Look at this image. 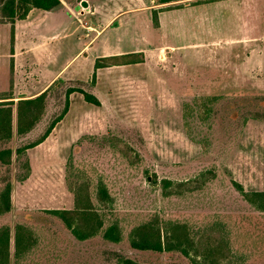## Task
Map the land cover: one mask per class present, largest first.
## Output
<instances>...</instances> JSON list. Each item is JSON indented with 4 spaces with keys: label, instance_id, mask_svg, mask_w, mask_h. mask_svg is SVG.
Masks as SVG:
<instances>
[{
    "label": "rangeland",
    "instance_id": "1",
    "mask_svg": "<svg viewBox=\"0 0 264 264\" xmlns=\"http://www.w3.org/2000/svg\"><path fill=\"white\" fill-rule=\"evenodd\" d=\"M63 1L61 10L37 9L22 24L31 26L23 33L28 42L42 43L37 50L41 57L36 59H43L49 72L65 67V78L87 80L94 73L95 58L105 50L153 46L145 63L100 70L98 93L87 90L102 105L86 101L80 92L72 93L70 111L45 144L23 155L16 151L45 132L64 107L67 87H83L79 80L66 79L64 87L50 92L45 113L30 134L15 132L11 141L1 145L12 147L14 153L10 164L0 162V194L8 182L13 187V208L0 215V226L12 228L13 253L17 223L26 222L39 237L37 247L21 264H116L110 252L116 250L146 264H192L180 252L139 251L130 246L132 228L152 220L187 223L192 234H198L197 240L198 230L207 233L221 222L219 230L243 255V264H264V212L233 185L236 180L247 191H264V118L247 119L249 111L264 109L250 99L264 96V0L219 1L210 8L163 11L160 28L153 24L152 6L162 5L153 0H91L97 13L84 6L85 15L80 13L82 0ZM87 21L101 30L99 35L91 29L86 36ZM46 36L50 40L43 39ZM11 40V25L0 23V90L4 92L14 89L16 82ZM36 52L20 60L25 65ZM28 75L22 77L18 95L35 93ZM203 172L202 187L164 194L162 179L186 181ZM149 175H157L158 182ZM101 183L111 195L107 204L98 200ZM83 185L105 226L116 221L123 227L125 238L120 244L105 242L101 235L78 242L59 220L44 213L74 208L75 190Z\"/></svg>",
    "mask_w": 264,
    "mask_h": 264
},
{
    "label": "trees",
    "instance_id": "2",
    "mask_svg": "<svg viewBox=\"0 0 264 264\" xmlns=\"http://www.w3.org/2000/svg\"><path fill=\"white\" fill-rule=\"evenodd\" d=\"M155 4H165L179 0H154ZM213 1V0H208ZM63 0H0V23L12 24V46L14 45V28L19 19H25L33 8L54 10L63 6ZM198 2H207L200 0ZM180 5H168L153 9V22L155 27L160 26V12L166 9L177 8ZM12 47V51H13ZM145 61L143 52H130L119 55L98 57L95 62V71L92 77L93 83L97 80V69L112 66L115 64H131ZM66 79L59 78L54 81L46 90L37 96L20 98L14 100L12 92L0 93V146L11 141L15 132L18 135L30 134L40 123L45 110L47 99L53 89L64 87ZM82 86L67 87L65 91L64 107L61 112L51 121L45 132L36 140L22 145L16 149L18 155H23L28 149L34 148L44 142L51 134L57 124L63 120L71 107V94L80 92L86 101L95 105L102 102L93 92L87 90L83 81H78ZM60 96L61 92L58 93ZM236 96V95H232ZM217 100L221 96H208ZM224 97V96H223ZM204 98L202 96L198 97ZM245 99H249L245 97ZM257 100L264 106V96L250 98ZM237 112V111H235ZM248 118H264V109L259 111H249ZM238 114V113H235ZM16 115V116H15ZM16 118V126L14 119ZM16 130V131H15ZM14 149L10 146L0 147V162L10 164ZM28 167H29V163ZM30 168V167H29ZM211 172V171H210ZM30 174V169L28 171ZM206 173H201L200 177L194 179L174 182L171 179H162L160 182L166 196L172 194H182L185 191H193L203 186L206 180L201 178ZM213 174V173H212ZM148 178L154 183L158 182V176ZM234 187L256 209L264 212V191H247L239 181H233ZM12 183L8 182L0 194V215L8 213L13 208L12 203ZM76 199L74 208H52L45 209L44 213L59 220L63 226L70 231L74 240L86 242L101 235L105 242L120 244L124 238V230L119 222H112L105 226L99 212L90 196L86 186H80L75 190ZM100 204H107L111 200V195L107 187L101 183L98 191ZM223 223L216 222L207 229V233L198 230V234H192L187 223L180 221L155 220L138 224L132 228L128 235L130 246L139 251L154 252H180L188 258L192 264H243L246 260L243 255L238 254L231 243L229 236L219 230ZM211 229V230H210ZM12 228L5 224L0 226V264H12L14 257L16 264H21L29 253H31L39 243L36 231L26 222H19L15 228L14 253L12 252ZM116 260V264H146L121 253L120 251H110Z\"/></svg>",
    "mask_w": 264,
    "mask_h": 264
},
{
    "label": "crops",
    "instance_id": "3",
    "mask_svg": "<svg viewBox=\"0 0 264 264\" xmlns=\"http://www.w3.org/2000/svg\"><path fill=\"white\" fill-rule=\"evenodd\" d=\"M179 1L182 2L181 4H184V5H181V4H178V5L183 6V7H180L179 6L177 8L166 9V10H163V11L164 12H169V11H176V10L194 9V8L199 7V6H200L201 9L202 8H210L213 4L216 5V3H218L219 1L224 2V1H231V0H213V1L204 0V1H207V2H198L200 0H179ZM233 1H237V0H233ZM175 2H178V1H175ZM175 2H170V3H165V4H158V5H160V6L162 5L161 7H165V6H168V5H173L174 6V5H177V3H175ZM185 2H188V3H185ZM202 4L203 5L205 4L206 7H204L205 5L203 6ZM75 5H77V4H75ZM155 5H157V4H155ZM80 6H81L80 13L83 14V15H85L86 11L83 10L84 6L83 5H80ZM62 7H64V4H63ZM62 7L58 8V9H54V10H45V9H42V10L47 11V12H49V11H57V10H61ZM88 7L91 8V13L92 14L93 13H97V7H94V9H93L91 0L89 2V6ZM161 7H155L154 5L152 6V19H153V9L154 8H161ZM37 9H41V8H33L29 12L28 16L25 19H19L15 23V28H14L15 29L14 30V45L11 46V49H10L11 52L9 54V55H11V58L13 59V61L15 63V65H14V68H15V73H14V76L15 77H14V79L16 80V82H15V87L12 85V87L14 88V89H12L13 92H12V90L10 91V92L13 93V96H14V100L15 101H18V99H20V98H29V97H34V96L39 95L44 90H46L57 79L62 78V77L65 78L64 75L66 74V71H64L65 67L62 68L61 70L57 71V72H53V73L49 72V69H48V67L45 66V63H44L43 59H36V56L41 57V55L38 53L37 50L41 48V44L42 43L40 41H33L32 43H30V42L27 41V38H25V36H23L24 30L26 28H27V30L30 29L31 26L30 25L29 26H26V25L24 26L22 24L23 23H26L28 20H31L33 18L34 13L36 12ZM124 11L125 10H122L116 16H114L111 19H109L108 23L109 22L112 23L117 18V16L120 15L121 13H123ZM163 11H161V12H163ZM36 19H34V20H36ZM79 20H80L79 22H81L82 25H83L84 22H83L82 18H79ZM86 23L87 24L85 25V27H83L86 36L89 35V33H86L87 32L86 30H88L89 32H91V29L92 30H96L97 31V34L99 35V33L101 32V30H99L96 26H90L89 25V23H90L89 21H87ZM1 24H10L11 25V28H12V24L11 23H1ZM153 24H154V22H153ZM80 27H77L75 30L78 31ZM156 28H160V26L159 27H156ZM161 28H162V26H161ZM95 38H96V36L93 37V38H91L90 41H89V43H87L85 47H88V45L92 41H94ZM43 39L50 40L49 36H46ZM11 44H12V40H11ZM152 46L153 45H149V46H145V45H143V46H135L134 48L126 49L124 51L118 49L119 51L118 50H115V51L106 52V50H105L102 54H100L99 56H97L95 58V61H94V71H95V62H96V59L98 57L110 56V55H119V54L130 53V52H143L144 55H145V60H146V59H148V51H149V49ZM12 47L14 49L13 51H12ZM168 48H169V46H168ZM172 48H174V47H172ZM33 51L34 52L37 51L36 53H33V54H36L34 56L35 58H32V59L27 60V61H24V62H26V64L24 65L23 64V61H22L23 59L20 60V57L23 56V55H25V54H27V53L33 52ZM37 62L41 63V65L39 63H37ZM142 63H145V61L138 62V63H131V64H142ZM131 64H115V65H112V66L98 68L97 69V80H96L95 84L94 85H91L90 87H89V85H88L87 82H89L90 80L92 81L93 75L91 77H89L87 80H83V79H79V78H65V79H77V80L83 81L85 83V87H88L87 89L92 90V91H95V93H98L97 92V85L99 84V82L101 80L100 77H99V72H100L101 69H103V68H113V67H117V66H127V65H131ZM11 68H12V66H11ZM30 72H31V74H30ZM21 73H22V75H21ZM26 73L29 74L28 76H31L32 75V79H31L32 80V86L30 88L33 89V90H36V91H35V93L29 94V95H18V93H17L18 92V89L22 88L21 87L22 85L19 88V83H21L20 81H21L22 77L24 76V74H26ZM47 73L49 74L48 76H46ZM27 80H29V79H27ZM34 81H36L38 83V85L37 84L33 85V82ZM26 86L28 87L29 85L26 84ZM4 91L5 90H0V93H3ZM204 95H209V94H204ZM101 102H102V100H101ZM62 121H60V122H62ZM60 122L57 124V126L54 128V130L51 132V134L47 137V139L44 142H42L40 145L45 144L46 142H48V140H50V138L55 133L58 125L60 124Z\"/></svg>",
    "mask_w": 264,
    "mask_h": 264
},
{
    "label": "water",
    "instance_id": "4",
    "mask_svg": "<svg viewBox=\"0 0 264 264\" xmlns=\"http://www.w3.org/2000/svg\"><path fill=\"white\" fill-rule=\"evenodd\" d=\"M81 4L85 7H88L89 6V1L88 0H82L81 1Z\"/></svg>",
    "mask_w": 264,
    "mask_h": 264
}]
</instances>
